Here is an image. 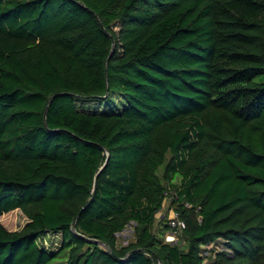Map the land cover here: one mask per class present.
<instances>
[{"label": "trees", "instance_id": "16d2710c", "mask_svg": "<svg viewBox=\"0 0 264 264\" xmlns=\"http://www.w3.org/2000/svg\"><path fill=\"white\" fill-rule=\"evenodd\" d=\"M167 195L176 242L154 228ZM15 209L0 264H264V0H0V216Z\"/></svg>", "mask_w": 264, "mask_h": 264}, {"label": "rangeland", "instance_id": "374dc122", "mask_svg": "<svg viewBox=\"0 0 264 264\" xmlns=\"http://www.w3.org/2000/svg\"><path fill=\"white\" fill-rule=\"evenodd\" d=\"M112 106L114 105L111 103L105 104V103L94 102V101H87V102L80 101L77 103V107L80 110H88V111H93V110H97V111L107 110L108 111L112 109ZM175 213L177 212L174 209L173 201L167 195L161 210L156 214L154 228L157 229L161 222L169 223V219H171V217ZM178 217L180 218L179 215ZM26 221H27V218L19 209L9 211L0 216V223L7 230H17L21 228L25 224ZM133 227H134V223L130 222L124 228V230L116 234L117 245L119 246L126 245L129 242L134 240ZM168 234H169V231L165 234L163 238L164 242H173L171 241V238H167ZM176 241H179V238L175 240L174 242ZM41 242L45 247H49V249H51V247H57V244L59 242V236L56 234L49 233L44 237L43 240H41ZM208 248H211L213 249V251H216V252L225 250L224 245L221 240L217 241L216 244L210 245ZM50 264H65V256L60 255L59 257L55 258Z\"/></svg>", "mask_w": 264, "mask_h": 264}, {"label": "built area", "instance_id": "2783aa9c", "mask_svg": "<svg viewBox=\"0 0 264 264\" xmlns=\"http://www.w3.org/2000/svg\"><path fill=\"white\" fill-rule=\"evenodd\" d=\"M169 226H170V231L169 234L167 235V238H171V241H175L179 238V234L185 227V223L178 217V214L175 213L171 219H169ZM170 241V240H168ZM210 245L206 246L208 248Z\"/></svg>", "mask_w": 264, "mask_h": 264}, {"label": "water", "instance_id": "95a60500", "mask_svg": "<svg viewBox=\"0 0 264 264\" xmlns=\"http://www.w3.org/2000/svg\"><path fill=\"white\" fill-rule=\"evenodd\" d=\"M54 96H52V98H53ZM51 98V99H52ZM51 99H50V101H51ZM102 168V167H101ZM97 175H98V173H97ZM97 175H96V177H97ZM96 177H95V180H94V186H93V191H92V195L94 194V192H95V188H96ZM91 200V198L86 202V204L83 206V208L84 207H86L87 206V204L89 203V201ZM74 225H75V223H73V225H72V228L74 229ZM88 241H90V242H95V240H92V239H88ZM158 261L160 262V260L158 259Z\"/></svg>", "mask_w": 264, "mask_h": 264}]
</instances>
